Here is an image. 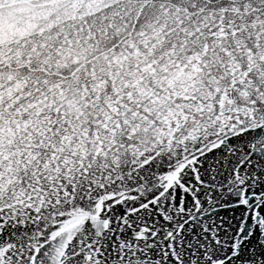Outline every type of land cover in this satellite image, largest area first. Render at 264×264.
Here are the masks:
<instances>
[{
  "label": "snow or ice",
  "instance_id": "6c2138e0",
  "mask_svg": "<svg viewBox=\"0 0 264 264\" xmlns=\"http://www.w3.org/2000/svg\"><path fill=\"white\" fill-rule=\"evenodd\" d=\"M0 264H264V0H0Z\"/></svg>",
  "mask_w": 264,
  "mask_h": 264
}]
</instances>
